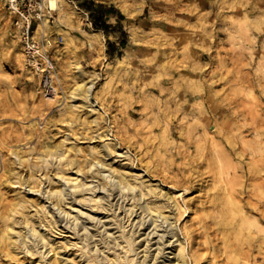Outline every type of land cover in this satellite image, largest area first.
<instances>
[{"label":"rangeland","instance_id":"374dc122","mask_svg":"<svg viewBox=\"0 0 264 264\" xmlns=\"http://www.w3.org/2000/svg\"><path fill=\"white\" fill-rule=\"evenodd\" d=\"M48 1H37L42 17L34 29L56 61L60 95L77 83L69 65L82 54L83 68L100 72L94 97L100 124L91 126L92 118L72 123L64 97L63 103H47L26 65L9 0H0V264H30L36 257L16 254L1 240L4 213L16 193L30 188L14 184L16 177L42 170L37 174L46 189L51 184L43 176L55 174L56 164L39 169L38 156L65 144L81 147L83 158L102 142L127 152L108 156V162L132 167L164 192L180 194L185 205L180 214L173 203L166 209L170 217L159 218L162 226L154 230L150 217L143 226L136 214L127 223L132 201L111 197L108 213L88 211L96 218L81 219L89 231L79 228L80 235L88 236L90 250L121 249L125 234L136 240L137 264H174L180 243L189 264H236L231 250L245 264H264V0H93L124 16L120 24L108 20L114 26L108 34L100 31L108 63L89 50L87 32L95 28L86 25V0H65L62 14ZM65 30L74 40L68 42ZM216 150L225 158L222 173ZM17 153L29 160L22 163ZM37 193L29 196L41 201ZM228 193L242 211L226 215ZM243 215L253 224L241 228ZM63 237L51 238L61 245ZM75 249L61 251L70 256Z\"/></svg>","mask_w":264,"mask_h":264},{"label":"bare ground","instance_id":"6f19581e","mask_svg":"<svg viewBox=\"0 0 264 264\" xmlns=\"http://www.w3.org/2000/svg\"><path fill=\"white\" fill-rule=\"evenodd\" d=\"M48 4L51 10H59L61 14L64 10L66 11L64 9L65 0H49ZM64 15L65 17H69L67 13H64ZM69 19L72 21L74 18ZM42 23L48 25V21ZM67 25L70 26V29L74 27L70 23ZM65 33L68 42L74 40L75 36L70 31L65 30ZM87 34L89 36V50L91 53H99L108 63L105 54L106 44L101 32L94 29L93 32H87ZM82 56L80 54L79 58H74L69 65V68L76 72L77 83L68 92L62 90L63 93L65 92L62 96L59 90L54 97L46 99L50 105L52 104L51 102H55L57 99L63 103V100L60 98L64 97L65 105L71 114L72 123L92 118L89 121L91 126L97 125L99 127V117L96 116V113L99 112L96 109L98 101L94 97L100 72H90L84 69L81 64ZM80 109L84 112L80 113ZM87 113L90 115L83 117ZM101 137L103 136L101 135ZM118 151L111 143L102 142L99 146H92L88 154L85 156L83 154L82 158L79 157V154L84 152L81 147L71 145L65 148V144H62L60 148L50 150L47 155L38 156L39 162L35 164L37 168L48 169L51 165L55 166L56 164L57 172L55 174L47 172L43 176L49 181V185L51 184L46 189L43 188L42 174H37V172L42 170H33L27 178L22 179V176L16 177L17 181H14V184L18 183L20 187H25L26 185L30 188L29 191H26L28 195L23 194L25 191L16 193L11 206L4 213V223L1 229V240L4 245L16 254L27 253L33 258L36 256L30 264H84L83 261L77 259L78 252H81V256L85 257V262L88 264H135L136 240L132 236L124 234V242L117 244L121 249L109 247V250H113L110 253L100 251L98 254L96 251L99 249H96V253L90 250L88 248V236H81V231L79 230L81 228L89 231L86 223H83V220L81 221L82 218L86 217L85 214H87L88 219H95L96 217L91 216L89 212L107 211L108 213L112 210L111 207L114 206L111 197L116 198L119 196L120 199H124L123 202L126 200L132 201L129 208L125 210L124 218H127V223L136 214L135 217L139 216L140 220H138L140 225L143 226L146 224L147 218L150 217L152 218L151 224L154 225V230H157L162 226V224L158 223L159 218L167 220L170 217L167 214V208L174 203V207L182 214L181 210L185 203L180 200V194L176 192L172 194L164 192L158 184L145 179L143 174L136 172L132 167L130 168L126 164L115 166V163L108 162L106 158L114 153H118L119 157L127 155V152ZM102 152L104 156H100ZM17 156L22 163L29 160L18 153ZM215 156L218 159L217 167L222 173L225 158L219 150L215 151ZM51 159L56 160V162L53 163ZM106 172L107 174H105ZM14 174L17 173L14 172ZM95 179H98L99 184H95ZM137 190L140 191L141 198H138V193L136 194ZM36 192L41 193L42 196L40 195L39 197L41 201L34 200L29 196V194L34 195ZM232 196L230 193L225 194L223 202L228 209L226 215L228 213L239 212V210L242 211L234 206ZM146 198L148 199L145 200ZM153 198L155 199L152 200ZM143 199L145 201L141 202ZM166 200L169 201V204L166 203ZM47 203H50V205ZM86 205L90 210L86 209L85 211L84 207ZM127 206L128 202L121 205L120 209L124 210ZM139 210L141 212L137 215ZM31 211H34V213H31ZM244 215L240 223L241 228L243 224H250L247 216ZM34 217H37L38 220H34ZM224 220L226 219L222 218V221ZM63 222H66L65 226L62 224ZM53 235H63V239H65L64 243L61 245L55 243L51 238ZM104 242L106 244L111 243L107 238ZM69 247H76V249L71 252L70 256H66L61 250H67ZM101 252H103V255ZM230 256L236 264H245L241 261L240 255L235 250H231ZM70 259L71 262L69 261ZM174 264H189L186 247L183 243L178 244Z\"/></svg>","mask_w":264,"mask_h":264},{"label":"built area","instance_id":"2783aa9c","mask_svg":"<svg viewBox=\"0 0 264 264\" xmlns=\"http://www.w3.org/2000/svg\"><path fill=\"white\" fill-rule=\"evenodd\" d=\"M37 1L9 0V7L15 16L14 24L24 48L26 65L39 78L40 93L51 98L59 92L60 79L50 46L38 40L35 34L34 22L42 17Z\"/></svg>","mask_w":264,"mask_h":264},{"label":"trees","instance_id":"16d2710c","mask_svg":"<svg viewBox=\"0 0 264 264\" xmlns=\"http://www.w3.org/2000/svg\"><path fill=\"white\" fill-rule=\"evenodd\" d=\"M84 8L89 13L94 28L107 34L114 29V26L108 22L110 18H117L118 24L124 19L122 13L115 7L96 4L93 0H86ZM112 52L111 49L108 50V53Z\"/></svg>","mask_w":264,"mask_h":264},{"label":"crops","instance_id":"0c3cea01","mask_svg":"<svg viewBox=\"0 0 264 264\" xmlns=\"http://www.w3.org/2000/svg\"><path fill=\"white\" fill-rule=\"evenodd\" d=\"M110 19H111V18H110ZM108 22H109V21H108ZM86 25H89L88 27H90V26H94L93 23H92V21H90V24L87 23Z\"/></svg>","mask_w":264,"mask_h":264}]
</instances>
